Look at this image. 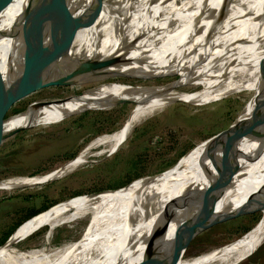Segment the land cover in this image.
Returning <instances> with one entry per match:
<instances>
[{"label":"bare ground","instance_id":"6f19581e","mask_svg":"<svg viewBox=\"0 0 264 264\" xmlns=\"http://www.w3.org/2000/svg\"><path fill=\"white\" fill-rule=\"evenodd\" d=\"M27 1L10 0L0 13V78L3 82L10 79L26 60L38 25L37 21L21 14ZM135 1L118 0L120 8H116L118 5L110 7L122 11L115 22L121 36H108L106 32L97 41L103 19H111L112 16L109 5L104 3L98 18L91 25L78 30L74 52L89 58L95 57L96 53L101 58L119 56L117 62L105 68L107 71H127L134 75L172 71L185 76L169 82L164 89L158 85L121 82L100 85L79 97L50 102L13 115L4 123V127L57 121L64 117L66 111L82 106L94 107L114 97H129L139 103L134 104L121 127L89 143H107V151L112 152L123 141L135 120L173 98L204 103L231 91L252 88L264 81V0H203L204 7L197 11L191 9L189 0L181 4L179 0H142L138 2L140 10L133 11L136 15L143 11L147 17L131 32V43L136 41L138 44L129 48L131 39L127 38V28L131 24L128 15L131 16L132 12L124 15L123 8L133 9ZM90 2L69 0V5L80 12ZM149 28L154 30L150 36L163 35L159 38H163L160 46L151 43L148 47H140ZM169 31L173 32L167 34ZM94 39H97L96 43ZM88 42L90 46H87ZM231 81L233 85H229ZM194 84H200L201 89L192 92L172 90ZM259 103L264 107V98ZM244 110L245 107L241 116L246 121L231 144L235 154L230 150L223 162L219 156L209 161L205 153L211 140H203L165 172L134 179L113 190L77 195L64 203L52 205L26 219L0 245V264H133L141 257L144 239L157 222L156 212L170 209L177 215L184 211L173 206L174 199L184 195L218 193L214 209L222 211L226 207H237L250 193L264 191V124L261 128L255 127L258 125L255 122L260 117L264 118V109L250 116H245ZM83 157L84 152L81 151L75 159L59 169L43 176L21 177L12 183L44 181L82 162ZM234 166H237L236 170ZM0 187L10 186L0 182ZM83 214H88L90 223L77 241L67 242L54 251L44 247L27 251L12 248L13 243L41 225L47 224L49 232L56 223L71 221ZM178 219L174 217L168 223L167 239ZM263 235L264 213L258 223L236 241L193 257L185 258L181 242L169 239L159 252L162 258L159 264H238L250 254ZM95 256L97 258L93 260Z\"/></svg>","mask_w":264,"mask_h":264},{"label":"rangeland","instance_id":"374dc122","mask_svg":"<svg viewBox=\"0 0 264 264\" xmlns=\"http://www.w3.org/2000/svg\"><path fill=\"white\" fill-rule=\"evenodd\" d=\"M141 1H135L134 8L131 10L123 8L124 15L132 12L131 16L128 15L129 23L131 24L127 28V38L131 39L129 48H133L135 44H138L136 41L131 43L133 40L131 32L136 30V27H139L137 24L142 22L145 16L147 17V15L142 13L143 11L138 15L135 14V12L140 10V7H138L140 3L138 2ZM182 1L184 0H179V3L181 4ZM189 1H191V9L195 11L204 7L203 0ZM104 3L109 5V13L112 16H110L111 19L106 17L103 19V24L100 25V30L98 31L97 41L106 32L108 36L113 34L114 36H121V31L118 32L115 28V22L118 21V16L122 14V11L110 8L112 5H118L119 7L116 8H120L118 0H104ZM133 10L136 11L134 12ZM134 15L136 16L134 17ZM172 27L174 28V25L171 26V29ZM145 32V38L140 42V47H148L151 43H156L157 46L161 45L163 38H159L163 35L160 37L156 35L153 38L150 36L154 32V30L151 31V28ZM170 32H167V34ZM96 40L94 39V43H96ZM89 44L90 42H88L87 46H90ZM95 57H98V53L95 54ZM183 76L185 75L179 76L172 71L162 73L147 72L136 75L124 71L122 74L70 85L48 86L18 101L8 113L19 110L32 99H47L78 93L103 81H110L108 83L121 82L129 85L157 86L168 81L180 80ZM108 83L105 82L100 85L103 86ZM261 83L242 91H231L220 98L204 103H193L173 98L135 120L123 141L112 152L107 151V143L94 145H89V143L96 137L102 134H109L121 127L134 108L132 102H120L103 108L84 109L64 116L57 121L36 123L21 128L4 137L0 142V182L8 183L10 187H0V236L14 224L13 228L15 226L16 228L20 227L19 225L28 219L23 220L22 218L29 208L38 210L41 204L49 202L50 205L47 208H51L52 205L54 207L74 197L72 193L77 190H80L77 194L85 195L99 189H106L109 183L122 179L128 171L126 169L141 171L142 173L139 176L154 175L158 174V172L167 171L173 165L164 171L162 170L171 165L190 146L192 148L185 153L194 149L205 137L224 128L240 111L252 92L254 96L244 106L245 116L259 113L258 111L264 109L261 103H253L256 96L259 95ZM233 84V81L229 83V85ZM100 85L97 87H100ZM178 87L180 89L175 87L172 90L192 92L201 89L200 84L185 86V88L184 86ZM81 151L84 152V160L82 162L67 168L51 178L28 184L12 183L21 177L43 176L59 169L75 159ZM134 161L136 163L135 167L132 166ZM11 183L13 184L12 186ZM67 197L70 198L65 199ZM41 210L44 211L43 209ZM41 210L39 211L41 212ZM263 213L264 209L262 210V215ZM259 216L260 213L237 216L214 224L199 232L190 240L184 251V257H193L212 248L222 246V244L225 245L234 242V240L236 241L243 234L238 238L236 237L244 232L245 229L247 230L250 227L252 229L258 223L261 219L258 220ZM20 220L23 221L21 222ZM73 220L58 222L53 225L49 232H47L49 228L47 224L41 225L33 230L34 232H30L13 243L12 248L27 251V249L44 247L54 251L67 242L77 241L82 237L83 232L90 223V217L88 214H83ZM15 229H12V233ZM250 254L239 261L238 264H264V235ZM96 258V256L92 257L93 260Z\"/></svg>","mask_w":264,"mask_h":264},{"label":"water","instance_id":"95a60500","mask_svg":"<svg viewBox=\"0 0 264 264\" xmlns=\"http://www.w3.org/2000/svg\"><path fill=\"white\" fill-rule=\"evenodd\" d=\"M9 1L10 0H0V13ZM103 9L104 0H91V2L80 12H76V8L70 7L69 0H28L26 2L22 8L21 14L37 21L38 25L32 36L29 55L20 69L5 82H3L0 78V142L4 137L12 134L13 132L32 125H17L13 128L4 127V123L13 115L21 114L28 109L39 108L50 102H61L70 97H79L83 92L95 89L98 85L105 82L108 83L110 81H103L78 93H72L61 97L32 99L23 105L19 110L8 113L18 101L24 99L31 93L48 86L70 85L73 83L100 79L123 73L122 71H107L105 69L108 65L118 61L119 56L117 55L104 58H101L100 56L89 58L79 56L78 53L74 52L78 30L91 25L96 18H98ZM169 82L170 81L158 86L159 88L164 89L169 85ZM253 96L254 93L252 92L240 111L224 128L204 138V140H211L209 150L205 153L210 162L217 156H219L221 158V162H223L225 154L230 150L233 154H235V149L234 147H231V144L246 121V119L241 116L243 108ZM263 98L264 81L261 83L259 95L256 96L253 103L257 104ZM128 101L133 104L139 103L129 97H114L112 99H108L105 103L96 104L94 107L82 106L79 109L66 111L64 116L82 111L84 109L103 108L116 103ZM255 123L258 124L255 125V127L260 126L261 128V125L264 124V118L260 117ZM191 148L192 146H190L187 150ZM184 153L178 156V158L171 165L162 171L174 165ZM236 169L237 166H234V170ZM149 176L152 175H142L133 178L129 182L137 178ZM115 188L99 189L97 191L113 190ZM185 189L187 190V188ZM218 198V193L215 195H184L174 199L173 201V206L184 210L182 213L174 215L173 211L170 209L166 211H157L155 214L157 222L150 228L149 234L144 239L141 257L133 264H159L162 260L159 256V252L169 239H171V241H180L182 252H184L190 240L196 234L214 224L247 214L260 213L258 220L262 217V210L264 209L263 190L248 194L244 201L237 207H226L222 211H215L214 209ZM174 217H178L179 219L176 220L171 236L167 239L165 234L168 228V223L174 219ZM15 228L16 226L13 230ZM250 228L242 232L236 238L240 237ZM9 235L2 243L6 242ZM142 240L143 239L141 238L140 241ZM128 247H130L129 244Z\"/></svg>","mask_w":264,"mask_h":264},{"label":"trees","instance_id":"16d2710c","mask_svg":"<svg viewBox=\"0 0 264 264\" xmlns=\"http://www.w3.org/2000/svg\"><path fill=\"white\" fill-rule=\"evenodd\" d=\"M135 161H134V163L132 164V166L133 167H135ZM126 170H128L127 172H126V175L122 178V179H118L116 182H114V183H109L108 185H107V187L108 188H115V187H119V186H124V184H126L127 182H129L130 180H132L133 178H136V177H138L139 175H141V171H138V170H133V169H126ZM80 192V190H77V191H74V193H72L73 195H75V194H77V193H79ZM48 205H50V202L49 203H43V204H41V206L38 208V210L37 209H35V208H29V210H27L26 212H25V214H24V216H23V218L22 219H25V218H27V217H29V216H31V215H33V214H35L36 212H38L39 210H41V209H46V207L48 206ZM49 207V206H48ZM48 209V208H47ZM42 211V210H41ZM40 212V211H39ZM37 214V213H36ZM30 218V217H29ZM21 221V220H20ZM18 222V221H17ZM16 222V223H17ZM15 225V224H14ZM13 225V226H14ZM13 226H11L9 229H8V231H6L3 235H1L0 236V243H2V241L7 237V235L12 231V229H13ZM246 230V229H245ZM3 244V243H2ZM2 244H0V245H2Z\"/></svg>","mask_w":264,"mask_h":264}]
</instances>
